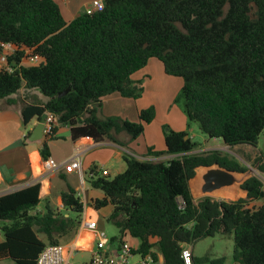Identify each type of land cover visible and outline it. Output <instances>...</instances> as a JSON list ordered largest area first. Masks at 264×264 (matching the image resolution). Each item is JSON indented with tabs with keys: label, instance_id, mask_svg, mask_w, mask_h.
Segmentation results:
<instances>
[{
	"label": "trees",
	"instance_id": "1",
	"mask_svg": "<svg viewBox=\"0 0 264 264\" xmlns=\"http://www.w3.org/2000/svg\"><path fill=\"white\" fill-rule=\"evenodd\" d=\"M103 10L82 12L66 22L57 0H0V100L22 87L36 89L46 100L25 104L24 123L54 113L68 125L73 139L91 137L126 145L142 135L156 116L151 105L139 120L99 114L102 99L113 93L138 98L142 86L132 75L158 58L169 75L184 80L179 100L189 120L224 144L256 146L264 131V0H104ZM28 50L43 60L23 62ZM12 68V71L7 69ZM71 90L59 96V93ZM59 125L54 127V138ZM30 132L25 139L30 136ZM127 135L128 140L122 138ZM165 150L148 148L140 159L125 154L126 169L90 178L104 197L96 209L112 206L108 220L120 231L112 240H139L135 253H151L162 264H185L182 251L205 238L233 235L232 257L241 264H264V187L257 176L243 186L246 197L194 198L190 179L200 165L219 163L247 170L222 150L195 152L186 131L165 127ZM41 153L49 157L43 142ZM261 160V157L258 159ZM264 171V165L260 166ZM39 184L0 195V261L37 264L50 244L68 243L81 224L84 202L69 186L62 192L71 213L40 202ZM260 203H257L259 202ZM193 264H224L226 257L192 255Z\"/></svg>",
	"mask_w": 264,
	"mask_h": 264
},
{
	"label": "crops",
	"instance_id": "2",
	"mask_svg": "<svg viewBox=\"0 0 264 264\" xmlns=\"http://www.w3.org/2000/svg\"><path fill=\"white\" fill-rule=\"evenodd\" d=\"M57 1L65 21L71 22L79 14L85 12L86 6L93 0ZM4 65L0 55V69ZM28 90L38 94V97L32 102L27 101L26 104L41 103L46 100L38 90ZM154 101L155 104L150 105L156 108L155 119L146 126L144 133L135 140H128L127 135H122L123 139L128 140L126 145L109 140L96 142L93 138L86 136L73 139L68 125H59L53 136L54 138L45 136L41 140L31 141L29 136L27 139H25V136L35 128L38 118L33 117L25 124L22 114V108L25 104L0 106V195L39 184L40 202L35 212L44 213L46 206H50L65 213V216H68L71 212L64 207L62 192L67 190L69 186H72L78 192L84 202V211L81 215V224L77 235L70 242L63 243L67 247L66 257L68 263H71V258L79 253L81 249L87 248L91 254L94 249L96 235L84 226V222L95 220L98 226L102 228L100 212L105 209L104 215L108 217L113 209L111 205L101 209H96L93 206L92 201L104 197L105 194L101 189L91 186L90 178L95 173L112 178L123 172L127 166L124 160L125 154L140 159L152 160L172 157L173 155L157 157L149 155L148 152L149 147L154 150L166 149L162 123L169 124L177 131H186L187 118L181 109L171 105L172 95L169 97V93L162 89L156 91L154 99L151 97L148 101L144 97L134 99L114 93L102 99V105L99 108L101 116L115 115L120 111V114L126 115V119L132 121H137L140 110L148 106L149 103H154ZM162 116L165 118L163 119ZM210 138L215 144L208 150L203 151L222 150V147L215 146L221 142V139ZM44 141H47L49 145L48 158H52L57 162L56 167H47L46 165L48 158L44 159L41 153ZM195 152H201V150L196 148ZM74 155H77L81 161V173L69 165ZM131 238L134 237H129V242ZM159 261L160 263L164 261L162 254H159ZM233 264L241 263L234 261Z\"/></svg>",
	"mask_w": 264,
	"mask_h": 264
},
{
	"label": "rangeland",
	"instance_id": "3",
	"mask_svg": "<svg viewBox=\"0 0 264 264\" xmlns=\"http://www.w3.org/2000/svg\"><path fill=\"white\" fill-rule=\"evenodd\" d=\"M11 51H12L11 48L8 49L5 48L4 53L6 54ZM132 79L135 80L137 83L140 82L143 89L141 96L134 99H140L143 97L146 99V101L150 100L151 97L154 99V95L156 91L158 92L159 89L167 91L169 93V97L172 95L171 105L177 106L184 113L185 117L187 118V124L185 130L188 133V136H190L191 139L196 143V148L198 150H201V152L203 150H208L211 146L215 144V142L211 140L209 134L203 132L197 122L189 120L187 114L185 113L183 101L178 99L184 83V80L181 76H174L167 74L164 70L163 63L158 58L153 57L150 59V62L146 67L142 68L141 70L135 72L132 75ZM114 94L120 95L119 93H114ZM37 95L38 94H35L33 91L31 90L29 91L27 88L22 87L17 93L13 94L9 98L0 100V106H6L8 104H18V105L26 104L27 101L32 102L33 100L37 99L38 97ZM150 104H155V101L154 103H149L148 106H151ZM110 116H119L125 119L127 118L126 115L120 114V111H118L115 115H110ZM162 118L164 119L165 117L162 116ZM138 120H139V116H138ZM148 124H146V126ZM162 124H163L162 131L165 137V127L166 126L171 127V126L167 123L165 124L162 123ZM223 143L224 142L221 140L219 144H221L222 146L219 144L218 145L216 144L215 146L222 147V151L229 154L232 158L237 159L242 165L246 167V169L252 168L255 172L254 176H257L261 179L264 187V171L260 170V166L262 164L264 165V131L262 132L256 146L249 144H241L231 147ZM260 157L261 160H258ZM214 198L230 200V198L223 196H215ZM257 203H260V201ZM105 211L106 210L103 209L100 212L101 214L100 223L102 226L101 229H103L110 238L119 237L120 235L119 228L108 220V217L104 215ZM138 242L139 240L137 238L130 239V243L133 246H138L139 245ZM115 243L118 244L119 240H115ZM186 247H189L191 249L192 255H197L199 257L209 256L211 257V259L225 256L226 262L224 264L234 263V259L232 257V252L234 248L233 235H226V236L216 235L213 237L210 236L205 237L199 240L195 244L194 251L192 246H185V248ZM90 258H91L90 250L84 248L81 249L79 253H77L74 257L71 258V263L87 264L90 261ZM138 259L139 257L137 255L134 257L133 260L137 263ZM0 264H16V263L11 259H7L0 261ZM203 264H210V262H205Z\"/></svg>",
	"mask_w": 264,
	"mask_h": 264
},
{
	"label": "built area",
	"instance_id": "4",
	"mask_svg": "<svg viewBox=\"0 0 264 264\" xmlns=\"http://www.w3.org/2000/svg\"><path fill=\"white\" fill-rule=\"evenodd\" d=\"M105 2L103 0H93L85 8V12L92 14L96 11L103 10ZM12 44H6L5 48H11L13 51ZM43 58L28 50V55L24 58L23 62L30 65L39 64ZM1 61L6 64V54L1 56ZM7 69L12 71V68L7 66ZM59 125L57 116L52 112H47V118L44 127V134L46 137H50L53 133L54 127ZM47 167H56L57 162L48 158L46 160ZM70 167L81 173V161L77 155L71 159L69 163ZM84 226L92 230L96 239L94 242V249L91 254L90 261L87 264H162L155 257L148 253L143 255L141 253H135V246H133L129 240L124 239L119 241L118 244L115 240H112L107 233L98 226L97 221L89 220L84 222ZM67 247L63 243L47 245L40 253L37 264H71L68 263ZM139 257L137 263L133 260L135 256ZM182 258L185 264H193L192 251L189 247H186L182 251Z\"/></svg>",
	"mask_w": 264,
	"mask_h": 264
},
{
	"label": "water",
	"instance_id": "5",
	"mask_svg": "<svg viewBox=\"0 0 264 264\" xmlns=\"http://www.w3.org/2000/svg\"><path fill=\"white\" fill-rule=\"evenodd\" d=\"M71 90L68 87L66 90L59 93V96L67 94ZM47 118V113H44L37 122V125L32 130L29 139L31 141L41 140L45 137L44 127ZM212 137L211 134H209ZM254 170L249 168L245 171H239L223 166L219 163L210 165H200L196 168V174L190 179V188L194 198L203 196H223L230 200H238L241 197L247 196V190L244 188V182L254 176Z\"/></svg>",
	"mask_w": 264,
	"mask_h": 264
}]
</instances>
